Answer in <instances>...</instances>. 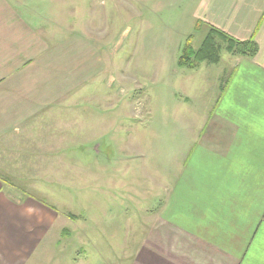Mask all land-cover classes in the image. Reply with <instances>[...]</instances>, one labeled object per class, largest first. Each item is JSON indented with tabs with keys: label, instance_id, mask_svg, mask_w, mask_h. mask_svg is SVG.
I'll use <instances>...</instances> for the list:
<instances>
[{
	"label": "rangeland",
	"instance_id": "obj_1",
	"mask_svg": "<svg viewBox=\"0 0 264 264\" xmlns=\"http://www.w3.org/2000/svg\"><path fill=\"white\" fill-rule=\"evenodd\" d=\"M27 3L48 16L46 28L57 21L55 27L66 33L77 26L88 33L81 35V79L71 94L53 101L55 118L40 113L33 117L38 121L26 123L0 145L4 190L27 219L1 227L0 264L12 253L20 264L129 263L126 251L140 242L131 240L139 233L131 230L128 217L150 215L141 211L153 202L149 191L175 181L172 171L183 170L179 160L195 139L200 145L207 120L204 99L218 97L237 59L255 56L234 54L217 37V63L180 66L187 38L193 36L199 49L209 32L196 17L199 0ZM49 6L55 9L47 11ZM58 12L62 19L52 15ZM190 91L194 99L187 97ZM194 102L197 108L185 110ZM59 117L61 122H54ZM59 154L61 159L55 157ZM42 208L47 218H41ZM30 234L32 252L23 255L27 244L13 250Z\"/></svg>",
	"mask_w": 264,
	"mask_h": 264
},
{
	"label": "crops",
	"instance_id": "obj_2",
	"mask_svg": "<svg viewBox=\"0 0 264 264\" xmlns=\"http://www.w3.org/2000/svg\"><path fill=\"white\" fill-rule=\"evenodd\" d=\"M28 1L0 0L2 146L26 123L38 121L36 115L54 119L58 110L53 101L68 95L81 79L79 51L87 30L77 26L66 33L55 27L57 21L46 28L43 21L49 18L39 11L43 3H36L43 5L36 9ZM199 1L198 20L239 40L254 38L259 51L253 59H237L218 97L204 99L207 120L200 145L195 139L179 160L183 170L179 175L172 171L175 181L149 191L153 202L141 211L150 215L128 217L131 230L139 233L131 240L140 243L126 251L125 264H264V0ZM49 7L47 11L55 9ZM52 15L62 19L59 12ZM76 21L72 25H80ZM187 97L196 94L190 91ZM186 106L193 108L195 102ZM3 183L0 177V232L11 221L17 226L19 218L27 220ZM137 203L133 209L138 211ZM39 214L47 218L49 212L42 208ZM34 240L30 234L25 242L13 243V250L27 244L23 255L32 252ZM14 254L3 264H20Z\"/></svg>",
	"mask_w": 264,
	"mask_h": 264
},
{
	"label": "trees",
	"instance_id": "obj_3",
	"mask_svg": "<svg viewBox=\"0 0 264 264\" xmlns=\"http://www.w3.org/2000/svg\"><path fill=\"white\" fill-rule=\"evenodd\" d=\"M198 26H196V30ZM217 37L228 43L229 50L234 54L248 57H254L258 54L259 48L254 38L239 40L216 27L209 25V32L199 49L193 47V36L190 35L187 38V42L183 48L178 64L190 69H197L200 67V64L206 61L212 64L217 63L219 57L216 49H214Z\"/></svg>",
	"mask_w": 264,
	"mask_h": 264
}]
</instances>
